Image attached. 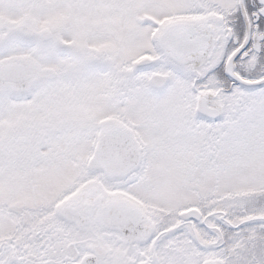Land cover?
<instances>
[{"label":"snow or ice","instance_id":"6c2138e0","mask_svg":"<svg viewBox=\"0 0 264 264\" xmlns=\"http://www.w3.org/2000/svg\"><path fill=\"white\" fill-rule=\"evenodd\" d=\"M0 264H264V0H0Z\"/></svg>","mask_w":264,"mask_h":264}]
</instances>
